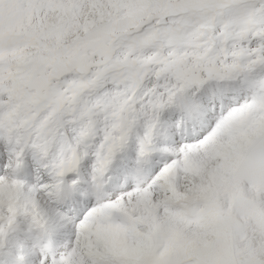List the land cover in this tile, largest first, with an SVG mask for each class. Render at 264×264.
Wrapping results in <instances>:
<instances>
[{
	"label": "snow or ice",
	"instance_id": "1",
	"mask_svg": "<svg viewBox=\"0 0 264 264\" xmlns=\"http://www.w3.org/2000/svg\"><path fill=\"white\" fill-rule=\"evenodd\" d=\"M0 264H264V0H0Z\"/></svg>",
	"mask_w": 264,
	"mask_h": 264
}]
</instances>
